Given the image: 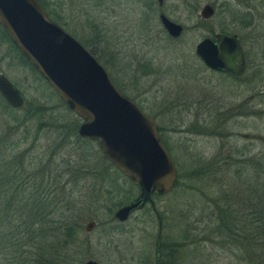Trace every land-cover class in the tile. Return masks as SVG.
<instances>
[{"label":"rangeland","instance_id":"obj_1","mask_svg":"<svg viewBox=\"0 0 264 264\" xmlns=\"http://www.w3.org/2000/svg\"><path fill=\"white\" fill-rule=\"evenodd\" d=\"M247 1L257 6L252 19L239 0H163L161 6L157 0H51L45 8L155 121L175 159L176 187L153 199L176 237V264L264 263L254 213L263 182L258 178L264 180V0ZM206 3L215 7L209 19L200 15ZM159 12L183 26L179 38L167 34ZM216 33L239 36L241 76L214 71L196 55V44ZM0 74L24 99L13 109L0 95V135L8 144L0 173L11 175L13 161L25 174L45 172L27 183L26 194L32 200L44 193L46 220L34 222L51 228L39 240L31 237L33 225L13 232L10 241H18L2 245L0 264H32L43 247L58 264H154L151 207L126 222L113 215L138 196V185L112 165L97 141L78 135L81 118L21 61L1 28ZM35 108L40 110L30 117ZM15 117L27 119L18 124ZM91 220L95 227L87 232Z\"/></svg>","mask_w":264,"mask_h":264},{"label":"water","instance_id":"obj_2","mask_svg":"<svg viewBox=\"0 0 264 264\" xmlns=\"http://www.w3.org/2000/svg\"><path fill=\"white\" fill-rule=\"evenodd\" d=\"M214 12L215 7L206 3L200 15L208 19ZM159 19L170 37L182 35L181 24L163 12ZM0 25L62 101L81 118L78 135L97 141L103 155L138 185V196L116 209L115 219L127 220L145 202L152 204L153 192L171 188L176 167L155 121L119 90L93 54L55 22L39 0H0ZM195 52L214 71L237 76L245 71V55L237 34L205 37L196 44ZM0 95L13 108L24 103L20 90L4 74H0ZM94 226L91 220L86 230ZM83 264L98 262L89 259Z\"/></svg>","mask_w":264,"mask_h":264},{"label":"trees","instance_id":"obj_3","mask_svg":"<svg viewBox=\"0 0 264 264\" xmlns=\"http://www.w3.org/2000/svg\"><path fill=\"white\" fill-rule=\"evenodd\" d=\"M39 1L42 4L43 8L45 9L48 2H50L51 0H39ZM0 28H1L2 36L6 37L7 39L10 40L9 36L7 35L6 31L4 30V28L1 25H0ZM11 43H12V41H11ZM12 45L15 48V51L17 52V55L20 57L21 61H23L24 63L29 65L34 71H36L42 77V75L29 63V61L23 56V54L17 49V47L13 43H12ZM219 72L228 73V74H231L233 76H236V75H234L228 71H219ZM236 77H238V76H236ZM42 78L44 79V77H42ZM1 99H2V97H1ZM9 107L13 108L10 105H9ZM67 107H68V105H67ZM38 109L35 108L32 111V113H29V114H31L30 117H34V114L40 110V109L39 110ZM25 119H27V118H25ZM25 119H23V120H25ZM23 120H20L16 117L14 118V121H16L18 124H20V123L22 124ZM4 140L5 139H3V136L0 135V160H1L2 156L5 155L4 154L5 153L4 148H6L8 146V144H6V142H4ZM11 145L14 146L16 144H11ZM15 160H17V159H15ZM20 161L22 162V160L19 159L18 163H20ZM13 163H14V167H13V172L11 175H8V173L5 175L0 173V252L3 249V247L7 246V248H8L11 245L12 246L15 245L18 240L16 242H11L10 239L13 238V236L16 233L20 232L23 234L24 231H25L24 233H26L27 228H29V226H31V225H33L31 237L35 235L34 239H36V240H39L38 238H40V239H42L43 237L45 238L46 232L49 229L51 230V228L48 226L46 228H44V223H45L44 221L46 220L45 219V214H46L45 211L48 210V206L50 205L48 203L47 199H45L43 197L44 193L37 191L32 200H29L30 198L28 197V194H26L27 185H29L27 183L29 181H31V179L35 181L34 183H36L37 178L42 179V176L46 177L45 172H42V174H39L41 177L37 176L38 173H35L33 175L31 173L25 174L24 170L21 167H19L18 170L16 169L17 162L13 161ZM0 165H1V162H0ZM258 179H259V181H263V182L259 183L258 188H257L258 200H257L256 207L254 209V213H255V221L258 222L257 227L259 229L258 230L259 238H261V237L263 238V236H264V180H263V178H258ZM23 215L25 216L24 218L22 217ZM36 220H44L43 222H41V224L39 225L38 228L36 227L38 221L34 222ZM21 221L24 223V225H23V223H21ZM4 226H5V231L3 232ZM13 232H14V235H13ZM21 237L22 236H20V238ZM24 240L25 239L22 240V244L24 243ZM5 244H6V246L2 247V245H5ZM42 249L45 251H43V252L41 251L40 257L37 256V258L33 261L32 264H58V261H57V263H55V261H54L55 259L57 260V258L51 256L50 251L48 252L47 248L44 249V247H43ZM15 251L18 254L19 248H17ZM21 253H23V251H21ZM43 253L45 255L49 254L48 259L42 258V256L44 255ZM261 263H263V262H261Z\"/></svg>","mask_w":264,"mask_h":264},{"label":"flooded vegetation","instance_id":"obj_4","mask_svg":"<svg viewBox=\"0 0 264 264\" xmlns=\"http://www.w3.org/2000/svg\"><path fill=\"white\" fill-rule=\"evenodd\" d=\"M157 1H158V5L159 6H161L163 4V0H161V2L159 0H157ZM241 1H244V4H241V5L243 6V8L246 9L242 13H244V15L250 16V18L252 19V15H253L252 8H254L255 11L257 12V6L249 4L247 0H239V3ZM260 4H262L260 7L263 8L264 7V2L261 1ZM160 13H162V12H159V14ZM159 14H158V18H159ZM240 43H241V41H240ZM156 129H157V125H156ZM157 132H158V129H157ZM158 134H159V132H158ZM159 137H160V134H159ZM160 139H161V137H160ZM166 149H167V147H166ZM171 158H172V160H173V162L175 164L176 172H177L176 178L174 179L171 188H169L166 191H162V192H156V191L153 192L151 194V199L153 201L152 204L147 201V202H145V204H144V206L142 208L137 209L139 211V210L144 209L147 205H149L151 207L155 217H156V223L157 224H156V236H155V244H154V264H176V256H177V249H178V244H177V241H176V237L172 234V227L169 225V223H167L165 221L164 216L162 215V212L158 209V207L156 206L155 201L153 199L154 196L155 197H161V196L168 195L176 187V183H177V179H178L177 165L175 163L176 162L175 159L172 156H171ZM132 200L133 199H131L130 201H132ZM130 201H128V202H130ZM137 210H134L132 213H134ZM131 214L129 215V217L131 216ZM117 221L118 222H126V220L125 221L117 220ZM90 231H87V232H90Z\"/></svg>","mask_w":264,"mask_h":264}]
</instances>
